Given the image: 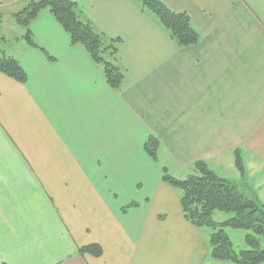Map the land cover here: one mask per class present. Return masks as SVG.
I'll return each mask as SVG.
<instances>
[{
	"label": "crops",
	"instance_id": "obj_1",
	"mask_svg": "<svg viewBox=\"0 0 264 264\" xmlns=\"http://www.w3.org/2000/svg\"><path fill=\"white\" fill-rule=\"evenodd\" d=\"M72 1L120 40L124 80L111 90L47 11L30 32L53 60L8 39L27 80L0 73V264H209V232L186 222L162 169L216 173L239 155V179L264 190V0H160L200 36L185 48L134 0ZM88 245L101 255L78 254Z\"/></svg>",
	"mask_w": 264,
	"mask_h": 264
},
{
	"label": "trees",
	"instance_id": "obj_2",
	"mask_svg": "<svg viewBox=\"0 0 264 264\" xmlns=\"http://www.w3.org/2000/svg\"><path fill=\"white\" fill-rule=\"evenodd\" d=\"M140 4L142 12L156 19L172 42L180 48L194 46L200 36L193 29L189 17L184 13L169 10L160 0H134ZM47 11L52 19L67 35L72 46L80 48L88 59L96 65L107 86L118 91L125 72L119 64L120 40L108 38L99 32L90 21L84 19L81 10L72 0H29L18 12L13 14L17 25L24 29L22 40L31 48L39 49L48 60H53L44 50L34 44L30 24L41 12ZM0 73L24 84L27 75L20 63L0 49ZM159 142L149 137L143 146L146 155L157 160ZM237 170L242 173L243 166L239 155L234 160ZM194 173L185 179H177L162 169V181L178 191L184 219L197 229H210L208 245L210 264H264V205L255 196H248L244 188L231 180L222 178L211 171L205 162L193 164ZM129 206H136L132 203ZM214 212L232 214L217 224L213 221ZM246 231V249L236 252L224 228ZM78 254L101 255L98 245H88L78 249Z\"/></svg>",
	"mask_w": 264,
	"mask_h": 264
},
{
	"label": "rangeland",
	"instance_id": "obj_3",
	"mask_svg": "<svg viewBox=\"0 0 264 264\" xmlns=\"http://www.w3.org/2000/svg\"><path fill=\"white\" fill-rule=\"evenodd\" d=\"M16 30L19 31V33H16ZM24 33V29L16 24L13 15L11 16L10 12H0V49L5 51L6 54L13 52L15 49L14 41L8 40L12 38H16L19 36H22ZM22 34V35H21ZM7 38H6V37ZM5 38V39H4ZM221 168L219 166H214L216 168L215 172L222 178L229 179L233 181L235 178L237 180V184L241 186V188H244L246 192L249 194L248 196H255L256 200L264 205V195H263V188H260V191L257 189L255 182H251L249 178L247 180L243 181L239 179V174L233 166H229L227 161L223 160L220 162ZM220 168V169H219ZM188 174H192V171L190 173H186L183 171L177 172L174 174V177L179 179H185ZM253 187V188H252ZM255 189V190H254ZM232 214L224 213V212H214L213 214V221L217 224L225 221L226 219L230 218ZM206 232H211L210 229H204ZM225 234L228 236L232 243L233 249L238 252L240 250L246 249V244L244 242V236L246 235V231L241 229H234V228H224ZM261 247L264 246V240H261L260 242ZM211 260H209L210 264Z\"/></svg>",
	"mask_w": 264,
	"mask_h": 264
}]
</instances>
